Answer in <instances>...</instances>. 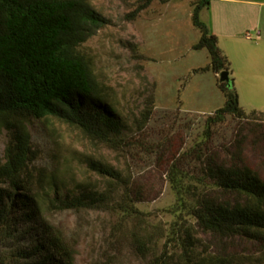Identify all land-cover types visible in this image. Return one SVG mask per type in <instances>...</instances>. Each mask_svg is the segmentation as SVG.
I'll return each mask as SVG.
<instances>
[{
  "label": "rangeland",
  "instance_id": "1",
  "mask_svg": "<svg viewBox=\"0 0 264 264\" xmlns=\"http://www.w3.org/2000/svg\"><path fill=\"white\" fill-rule=\"evenodd\" d=\"M88 1L106 24L79 51L92 62L98 80L111 89V113L129 128V134L137 133L148 109L153 113L142 134L145 145L137 144L134 156L129 157L93 143L79 128L58 120L13 117L31 133L35 152L32 185L40 195L55 196L47 186L52 174L62 184L61 198L79 196L82 190L93 195L106 191L111 179L89 170L87 161L94 159L118 167L134 196L141 200L130 217L121 207L115 211H110L111 207L50 210L46 220L71 244L75 264H156L165 252L169 264H264V252L203 233L188 208H181L196 204L189 195L184 197L186 204L181 203L168 177L173 163L203 140L206 118L225 103L218 87L220 75L200 72L210 64L209 53L193 50L201 37V30L192 21L198 0H154L134 19L130 15L145 0ZM200 19L207 24L208 9L201 12ZM247 82L246 78L240 80L246 87ZM241 90L244 93L239 102L246 115L229 116L219 126L217 154L230 159L239 151L264 179V113L257 112L264 109V92L251 100L245 96L250 91ZM86 109L93 111L89 104ZM10 134L0 119V157ZM187 162L190 165L183 168L184 174L201 171V163ZM38 174L48 176L47 182L38 183ZM98 205L93 207H104ZM133 233L143 237L146 250L132 246ZM190 235L193 239L188 249ZM36 239V232L25 237L17 234L0 242V255L32 247Z\"/></svg>",
  "mask_w": 264,
  "mask_h": 264
},
{
  "label": "trees",
  "instance_id": "2",
  "mask_svg": "<svg viewBox=\"0 0 264 264\" xmlns=\"http://www.w3.org/2000/svg\"><path fill=\"white\" fill-rule=\"evenodd\" d=\"M153 1L145 0L130 17L134 19ZM210 4V0H198L194 6L192 21L201 30V37L193 50L206 49L210 56V64L200 72L229 73V84L218 81L225 103L206 118L203 140L173 163L168 177L181 203L186 204L184 197L189 195L196 204L181 208H188L203 233L264 252V179L239 151L230 159H221L216 150L219 126L227 117L241 118L246 112L239 103L231 63L209 25L200 19ZM105 24L106 19L88 0H0V119L11 131L0 157V242L32 232L37 238L32 247L0 255V264H75L71 244L46 220L50 210L111 207L110 211H115L121 207L130 217L135 203L141 201L118 167L94 159L87 161L89 170L111 179L106 191L93 195L82 190L79 196L61 198L62 184L52 174L47 186L55 196L40 195L32 185L35 152L31 133L13 120L16 115L55 119L79 128L93 143L119 151L124 157L134 156L137 144L145 145L142 134L153 109L143 115L137 133L129 134V128L111 113V89L98 80L92 62L79 51ZM87 104L93 111L86 109ZM187 161L201 163V171L184 174L183 168L190 165ZM36 178L38 183H46L48 176L38 174ZM97 204L104 207H93ZM142 238L131 234L132 246L141 252L146 250ZM188 238L190 249L193 237ZM168 260L165 252L156 264H169Z\"/></svg>",
  "mask_w": 264,
  "mask_h": 264
},
{
  "label": "crops",
  "instance_id": "3",
  "mask_svg": "<svg viewBox=\"0 0 264 264\" xmlns=\"http://www.w3.org/2000/svg\"><path fill=\"white\" fill-rule=\"evenodd\" d=\"M210 1L207 24L231 63L239 99L242 87L250 91L245 96L253 100L264 92V0ZM249 32L251 40L246 38ZM244 78L248 87L240 83ZM257 112L264 113V109Z\"/></svg>",
  "mask_w": 264,
  "mask_h": 264
},
{
  "label": "water",
  "instance_id": "4",
  "mask_svg": "<svg viewBox=\"0 0 264 264\" xmlns=\"http://www.w3.org/2000/svg\"><path fill=\"white\" fill-rule=\"evenodd\" d=\"M220 81L221 82H226L227 84H229L230 82V76L228 72H222L220 74Z\"/></svg>",
  "mask_w": 264,
  "mask_h": 264
},
{
  "label": "built area",
  "instance_id": "5",
  "mask_svg": "<svg viewBox=\"0 0 264 264\" xmlns=\"http://www.w3.org/2000/svg\"><path fill=\"white\" fill-rule=\"evenodd\" d=\"M246 38L249 39V40H251V39H252V34H251L250 32L247 33V34H246Z\"/></svg>",
  "mask_w": 264,
  "mask_h": 264
}]
</instances>
